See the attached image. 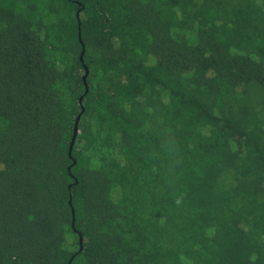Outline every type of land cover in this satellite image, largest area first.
<instances>
[{
	"label": "trees",
	"instance_id": "1",
	"mask_svg": "<svg viewBox=\"0 0 264 264\" xmlns=\"http://www.w3.org/2000/svg\"><path fill=\"white\" fill-rule=\"evenodd\" d=\"M0 264H264V0H0Z\"/></svg>",
	"mask_w": 264,
	"mask_h": 264
},
{
	"label": "water",
	"instance_id": "2",
	"mask_svg": "<svg viewBox=\"0 0 264 264\" xmlns=\"http://www.w3.org/2000/svg\"><path fill=\"white\" fill-rule=\"evenodd\" d=\"M82 59V58H81ZM88 89H86L87 91ZM80 103H82V99L80 100ZM84 108L82 107V112H83ZM80 117H81V114L77 117V120L75 122V127H74V134H73V137H72V140H71V144H70V149H69V155L71 156V153H72V150H73V147H74V144H75V141H76V138H77V135H78V123L80 121ZM82 243H83V239H82V236H80V252L82 251L83 247H82Z\"/></svg>",
	"mask_w": 264,
	"mask_h": 264
}]
</instances>
